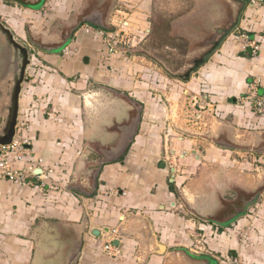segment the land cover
Here are the masks:
<instances>
[{
	"label": "crops",
	"instance_id": "obj_1",
	"mask_svg": "<svg viewBox=\"0 0 264 264\" xmlns=\"http://www.w3.org/2000/svg\"><path fill=\"white\" fill-rule=\"evenodd\" d=\"M237 8L0 0V22L30 47L17 136L41 169L28 185L0 178V264H68L83 231L78 264H181L184 254L264 264V114L239 103L253 83L264 96V7L249 1L189 81L159 64L185 70ZM122 20L131 42L115 37L126 54L114 55L106 38ZM41 39L53 46L38 48ZM114 230L117 258L104 254ZM154 234L163 255L151 253Z\"/></svg>",
	"mask_w": 264,
	"mask_h": 264
},
{
	"label": "water",
	"instance_id": "obj_2",
	"mask_svg": "<svg viewBox=\"0 0 264 264\" xmlns=\"http://www.w3.org/2000/svg\"><path fill=\"white\" fill-rule=\"evenodd\" d=\"M238 4V8L234 11L232 20L229 26L221 27L216 31L212 40L207 44V47L197 58L188 63V67L179 72L172 73L162 62L159 64L164 68L167 73L175 78L182 81H189L194 73H197L201 67L206 65L209 60L217 53L223 46L224 42L239 28L243 14L247 6L249 5L248 0H232ZM0 41L4 52L3 62L0 58V145L5 146L11 144L17 135V127L19 123V112H20V96L23 89V84L26 82V73L28 67L31 65V53L30 47L18 41L13 31L0 22ZM187 64V63H186ZM249 151L260 153L262 150H258L254 147H249ZM37 173H40L38 171ZM32 182H37V179H32ZM85 231L82 232L81 242L74 252L72 260H69L68 264H78L79 258L84 246V235ZM109 233V232H108ZM94 237L99 238L101 231H91ZM154 238L155 249L151 251L153 254L166 253V247L161 244L156 238L155 234L152 235ZM118 245V243H115ZM186 261L193 264H209L207 260L197 261L193 257L184 254Z\"/></svg>",
	"mask_w": 264,
	"mask_h": 264
},
{
	"label": "built area",
	"instance_id": "obj_3",
	"mask_svg": "<svg viewBox=\"0 0 264 264\" xmlns=\"http://www.w3.org/2000/svg\"><path fill=\"white\" fill-rule=\"evenodd\" d=\"M251 4L255 6L264 7V0H249ZM127 21L122 20L119 30L111 33L106 38V43L109 47V52L114 55H125L123 47H128V42H131L128 35L124 34L123 28L127 27ZM123 37V47L120 49L118 40L115 37ZM130 44V43H129ZM251 50L256 54L259 50V45L254 43L251 45ZM239 103L242 105L250 104L253 106L258 114H264V96L259 94L258 84L253 83L250 86L248 93L239 99ZM35 155L32 150V143L26 138H21L16 135L14 141L9 144L2 146L0 145V178L15 182L20 185H28L32 183L33 177L40 178L37 169L38 162L35 161ZM19 165H24L22 168H18ZM37 169V171H36ZM117 233L116 230L112 234H107L105 237L104 254L117 258L121 255V251L115 246L113 238ZM225 264H242V261L238 255H232L226 258Z\"/></svg>",
	"mask_w": 264,
	"mask_h": 264
},
{
	"label": "rangeland",
	"instance_id": "obj_4",
	"mask_svg": "<svg viewBox=\"0 0 264 264\" xmlns=\"http://www.w3.org/2000/svg\"><path fill=\"white\" fill-rule=\"evenodd\" d=\"M35 40V39H34ZM36 42V41H35ZM238 198L239 197H236V200H238ZM197 246H199V248H197V247H192V249L194 250V252L195 251H199V252H201V250H200V247L202 248V249H205V246L203 245V247H202V244H197ZM194 255H196V253H194ZM195 260H197V261H202V260H205V258H200V257H196V258H194ZM181 264H193V263H191V262H189V261H186V260H184V261H181L180 262ZM175 264V263H174ZM176 264H179V263H176ZM197 264H200V263H197Z\"/></svg>",
	"mask_w": 264,
	"mask_h": 264
},
{
	"label": "flooded vegetation",
	"instance_id": "obj_5",
	"mask_svg": "<svg viewBox=\"0 0 264 264\" xmlns=\"http://www.w3.org/2000/svg\"><path fill=\"white\" fill-rule=\"evenodd\" d=\"M32 40V39H31ZM33 41V40H32ZM35 42V41H34ZM38 46V48H43L45 46H53V45H48V43H46L45 41H43L42 39L41 40H38L35 42ZM201 258H204V256H201ZM210 264H211V261H210Z\"/></svg>",
	"mask_w": 264,
	"mask_h": 264
}]
</instances>
